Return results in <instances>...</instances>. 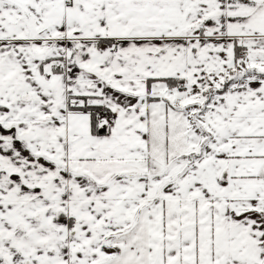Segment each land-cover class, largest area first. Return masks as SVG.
Masks as SVG:
<instances>
[{"label":"snow or ice","instance_id":"snow-or-ice-1","mask_svg":"<svg viewBox=\"0 0 264 264\" xmlns=\"http://www.w3.org/2000/svg\"><path fill=\"white\" fill-rule=\"evenodd\" d=\"M0 264H264V0H0Z\"/></svg>","mask_w":264,"mask_h":264}]
</instances>
